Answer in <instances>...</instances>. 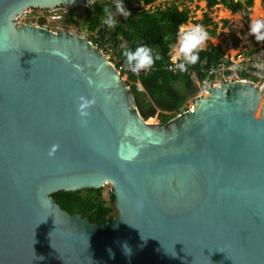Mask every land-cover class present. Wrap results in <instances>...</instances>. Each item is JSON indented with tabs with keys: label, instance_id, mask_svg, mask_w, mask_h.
I'll return each instance as SVG.
<instances>
[{
	"label": "water",
	"instance_id": "obj_1",
	"mask_svg": "<svg viewBox=\"0 0 264 264\" xmlns=\"http://www.w3.org/2000/svg\"><path fill=\"white\" fill-rule=\"evenodd\" d=\"M91 1L0 0V264H264L262 89L209 86L149 122L86 38L17 24ZM105 183L102 225L53 198Z\"/></svg>",
	"mask_w": 264,
	"mask_h": 264
},
{
	"label": "trees",
	"instance_id": "obj_2",
	"mask_svg": "<svg viewBox=\"0 0 264 264\" xmlns=\"http://www.w3.org/2000/svg\"><path fill=\"white\" fill-rule=\"evenodd\" d=\"M157 0H126L127 12L124 17H117L114 11L117 3L112 0H95L90 8H85L84 25L88 33L98 31L102 36L103 23L107 20L110 41L113 43L112 54L117 59L116 68L122 66V76L127 75L126 83L132 90L136 105L144 117L157 116L160 122H166L181 112L190 96L198 93L189 74H174L168 70L180 38L181 28L191 19L188 8L181 9L175 2L161 6H154ZM209 11L222 5L236 14L243 12L246 26L250 24L253 0H205ZM78 9L70 10L64 21L67 26L72 25ZM197 23V21H195ZM208 35L217 36V23L212 19H205ZM224 20V26L228 25ZM47 20L40 19L39 25L45 26ZM210 25L212 29L208 28ZM260 37L255 40L250 54L259 50V44H264V27L258 26ZM238 42L235 46L237 47ZM226 51L221 45H209L206 49L194 47L192 57L196 62H189L187 68L198 70V62L207 59L208 62L218 63L225 59ZM138 60H148L150 72L147 76L137 77L128 71L130 65ZM229 64H232L228 60ZM140 81L145 90L136 88ZM213 81V78L211 79ZM103 189H84L76 192H58L53 194L55 202L71 215H81L89 222L102 225L116 217L114 198L111 192L108 200L103 197Z\"/></svg>",
	"mask_w": 264,
	"mask_h": 264
},
{
	"label": "rangeland",
	"instance_id": "obj_3",
	"mask_svg": "<svg viewBox=\"0 0 264 264\" xmlns=\"http://www.w3.org/2000/svg\"><path fill=\"white\" fill-rule=\"evenodd\" d=\"M95 0H92L86 6L78 8L73 24L69 26V31L76 33L82 37H88L87 28L85 27L84 18H85V8H90ZM106 1V0H102ZM245 2L246 0H235ZM259 1L261 10L259 12V17L255 20V9L256 3ZM175 2L180 6L181 9L188 8L191 11V19L188 24L184 25L180 31V38L178 45L173 50V59L178 56V49H182L186 52L192 51L194 47L199 49H205L209 45H221L226 49V54L238 64L239 69L245 68L246 62L244 59L247 58L249 52L254 48L255 40L259 39L260 33L258 25L261 24L264 27V0H253V7L250 9L251 14L250 24L246 26V22L243 18V12L232 13L227 10L224 6L219 5L213 8L211 11L207 9L205 0H157L154 6H161L168 3ZM117 3V2H116ZM127 3L125 1L118 2L114 11L117 14L126 15L127 12ZM69 11L65 9L53 10L51 12H45L43 10H28L26 13H23L22 16L18 17L17 24L18 26L22 25H39V21L42 18H46L48 23L45 28H48L54 32H58L59 28L67 27L64 19L68 18ZM54 15H62L61 20H53ZM120 17V16H117ZM64 18V19H63ZM212 19L213 22L217 23V36L211 37L208 35L207 26L204 25L205 19ZM224 20H227L229 23L225 27ZM197 21V23H195ZM208 28L212 29L213 26L210 25ZM238 42L237 47L235 46ZM229 44H234V49H227ZM261 44H259V47ZM127 77V75H126ZM237 79L236 76H234ZM124 81H126L124 79ZM264 94V89L262 90ZM206 94L204 89H200L197 94L190 96L187 100V103L183 108L189 110L193 106V101L196 97ZM264 100V97H263ZM149 122L155 123L160 122L157 116L150 117L147 119ZM103 197L108 200V194L111 192V184L105 183L102 187ZM117 212V211H116ZM117 216V215H116Z\"/></svg>",
	"mask_w": 264,
	"mask_h": 264
},
{
	"label": "built area",
	"instance_id": "obj_4",
	"mask_svg": "<svg viewBox=\"0 0 264 264\" xmlns=\"http://www.w3.org/2000/svg\"><path fill=\"white\" fill-rule=\"evenodd\" d=\"M117 16L124 17V15L121 13L117 14ZM62 17H63L62 15H54L52 19L61 20ZM108 23L109 22L106 20L102 25L103 28L105 29L104 32H102L103 36L96 30L92 33H88V37H86V39L97 50H99V52H101L104 55V57L109 61L110 64L114 65V68L116 69L118 75H120L123 80L124 79L127 80L126 75L122 76L121 74L122 66H120V68H116L117 59L112 54L113 43L110 41L109 30L107 26ZM58 30L69 31V26L59 28ZM223 49L226 51L225 48ZM227 49H234V44H229ZM250 52L248 54L249 56L244 59V62H246V64H245V68L243 69H239L238 64H236L235 61L232 60L227 55L225 59L219 60L218 63L216 62L210 63L208 62L207 59L199 61L198 62L199 69L192 70L187 68L189 62H196L192 57V51L182 53V50L179 48L178 56L175 59H173L174 55L172 56L171 64L168 66V70L173 72L174 74L181 73V74L191 75V78L194 80L196 86H198L200 89H204L206 93H208L209 86L220 85L224 82H234L237 80L252 81L258 84L260 89L263 90L264 89V44L261 43L259 50L254 54H250ZM228 60H230L232 64H229ZM128 71L137 77L147 76V74L150 72V63L148 60H138L129 66ZM234 76H236L237 79H235ZM212 78L213 81H211ZM136 88L139 91L145 90L142 84L140 83V81H137ZM183 108L180 113L186 111V109Z\"/></svg>",
	"mask_w": 264,
	"mask_h": 264
},
{
	"label": "bare ground",
	"instance_id": "obj_5",
	"mask_svg": "<svg viewBox=\"0 0 264 264\" xmlns=\"http://www.w3.org/2000/svg\"><path fill=\"white\" fill-rule=\"evenodd\" d=\"M260 10H261V7L259 5V1H257V3H256V9H255V15H254V17H255L254 19L255 20L258 19Z\"/></svg>",
	"mask_w": 264,
	"mask_h": 264
},
{
	"label": "crops",
	"instance_id": "obj_6",
	"mask_svg": "<svg viewBox=\"0 0 264 264\" xmlns=\"http://www.w3.org/2000/svg\"><path fill=\"white\" fill-rule=\"evenodd\" d=\"M163 7H164V6H163ZM163 7H162V8H163ZM205 49H206V48H205ZM181 50H182V49H181ZM201 50H203V49H201ZM184 52H186V51L182 50V53H184ZM185 105H186V104H185Z\"/></svg>",
	"mask_w": 264,
	"mask_h": 264
},
{
	"label": "flooded vegetation",
	"instance_id": "obj_7",
	"mask_svg": "<svg viewBox=\"0 0 264 264\" xmlns=\"http://www.w3.org/2000/svg\"><path fill=\"white\" fill-rule=\"evenodd\" d=\"M59 9H63V8H58V10H59ZM45 12H51V11H45Z\"/></svg>",
	"mask_w": 264,
	"mask_h": 264
}]
</instances>
